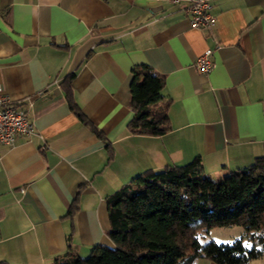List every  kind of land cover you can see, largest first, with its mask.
Segmentation results:
<instances>
[{"label": "crops", "instance_id": "0c3cea01", "mask_svg": "<svg viewBox=\"0 0 264 264\" xmlns=\"http://www.w3.org/2000/svg\"><path fill=\"white\" fill-rule=\"evenodd\" d=\"M211 11L206 29L168 0H0V83L33 125L0 144V261L111 246L106 196L147 170L199 157L217 177L264 157V0H211ZM207 49L204 73L194 62ZM141 64L164 79L153 106L169 118L161 135L128 129ZM71 74L73 101L104 139L70 108Z\"/></svg>", "mask_w": 264, "mask_h": 264}, {"label": "trees", "instance_id": "16d2710c", "mask_svg": "<svg viewBox=\"0 0 264 264\" xmlns=\"http://www.w3.org/2000/svg\"><path fill=\"white\" fill-rule=\"evenodd\" d=\"M72 78L62 83L70 108L104 139L73 101ZM163 83L145 64L132 68L131 133L156 136L169 129L166 109L153 107L162 100ZM106 204L112 245L97 244L87 257L68 251L49 264H196L201 257L216 264H246L264 257V157L217 177L204 171L199 157L147 170L107 195ZM234 225L243 228L250 245L243 238L201 241L214 227Z\"/></svg>", "mask_w": 264, "mask_h": 264}, {"label": "built area", "instance_id": "2783aa9c", "mask_svg": "<svg viewBox=\"0 0 264 264\" xmlns=\"http://www.w3.org/2000/svg\"><path fill=\"white\" fill-rule=\"evenodd\" d=\"M168 1L176 4L183 3V9L188 13L192 27L212 29L215 26V16L211 11V0ZM211 55V49L201 53L194 62L195 68L200 72H208L213 67ZM32 133L33 125L26 109L4 93L0 83V144L11 145L17 137H28Z\"/></svg>", "mask_w": 264, "mask_h": 264}, {"label": "rangeland", "instance_id": "374dc122", "mask_svg": "<svg viewBox=\"0 0 264 264\" xmlns=\"http://www.w3.org/2000/svg\"><path fill=\"white\" fill-rule=\"evenodd\" d=\"M235 229L237 228L230 227V226L229 227H215L207 234H204L201 238V241L204 242L205 240L212 239L216 242H230L237 238H243V240H245V238L242 237V234H240V232H238ZM239 229L240 231H242L241 228ZM89 253L82 255V257H87Z\"/></svg>", "mask_w": 264, "mask_h": 264}]
</instances>
